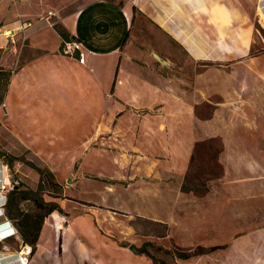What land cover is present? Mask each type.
I'll list each match as a JSON object with an SVG mask.
<instances>
[{
  "label": "crops",
  "instance_id": "crops-1",
  "mask_svg": "<svg viewBox=\"0 0 264 264\" xmlns=\"http://www.w3.org/2000/svg\"><path fill=\"white\" fill-rule=\"evenodd\" d=\"M258 6L264 12V0H259ZM135 10L159 35L158 47L151 51L131 46ZM50 11L56 15V24L78 44L76 56L61 52L63 37L55 26L38 21ZM241 12L238 0H0V27L11 29L21 22H33L29 38L22 45L15 46L0 36V65L12 71L0 106V127L16 142L11 154L26 150L42 157L56 171L49 155H71L75 168L77 156L99 157L102 150L112 151V156L106 154L104 160L114 171H99L115 173L114 178L125 182V187L121 193H114L110 185L94 184L100 195L106 192L114 199L89 198L93 204L104 207L118 201L124 208L125 203L135 205L124 210L168 224L167 238L189 250L224 246L187 259L176 257L172 264H264L263 229L250 223L258 217L251 216L249 204L255 198L249 181L214 180L200 194L183 190L191 150L200 139L197 127L194 129L202 122L197 107L212 91L220 92L225 99L235 98L234 93L240 94L243 89V77L249 82L246 69L256 75V69L249 68L255 58L250 56V38L242 31ZM166 41L173 42L191 63L203 69L195 75L188 69L184 73L175 70L172 57L162 51L166 50ZM228 66L245 69L240 74L243 77L227 74L222 78L221 72ZM218 116V111L213 112L212 120ZM72 133L77 135L74 146L68 142L74 138L70 137ZM217 134L227 140L222 128ZM38 139L45 141L47 149L53 141L64 145L57 153H45L34 143ZM228 152L230 149L225 148L219 159L224 165ZM78 180L76 176L72 185L65 186L66 198L60 201L63 213L55 211L45 219L28 264L44 263L45 257L49 264H77V255L75 262L71 254L72 250L77 254V249L80 262L92 259L95 264H114L107 257L92 258L95 255L66 208L68 203L77 206L78 198L66 191L76 181L79 184ZM5 184L0 179V188ZM2 202L0 197V205ZM93 204L89 211L99 208ZM21 209L33 212L35 206L25 200ZM91 212L85 213L92 216ZM47 228L54 238L52 245L41 242ZM16 230L5 206L0 207V264H18L17 254L3 250L4 244L20 239ZM225 230H231L228 242L190 246L181 242L193 234L222 235ZM88 231L99 232L92 227ZM116 245L127 257L122 264H157L143 254L140 245H133L139 253L130 245Z\"/></svg>",
  "mask_w": 264,
  "mask_h": 264
},
{
  "label": "rangeland",
  "instance_id": "rangeland-1",
  "mask_svg": "<svg viewBox=\"0 0 264 264\" xmlns=\"http://www.w3.org/2000/svg\"><path fill=\"white\" fill-rule=\"evenodd\" d=\"M258 1L238 0L244 21L242 31L243 34H246V37L248 36L250 38V56L255 58L251 62L252 67L249 68L256 69V75L253 77L250 71L246 69L248 73L247 79L249 78V82H247L244 79L245 77L240 75L245 72V69L242 70V68L237 67L235 69L233 66L225 67L221 72L223 75L222 78L225 79L227 74L235 78H238L239 75L243 77V89L240 90V94L234 93L237 98H233L232 96L231 99H225L220 92L212 91L209 93L208 99H204L197 107V112L202 122L195 124L194 129L197 127L200 139L196 140L193 144L191 162H189V168L184 180L186 187L183 190H194L197 194H200L201 192L207 191L208 188L205 185L214 180L238 179L249 181L253 185L250 190L253 191L255 198H252L251 200H254L249 204L252 212L251 216L252 218L258 217L257 220H250V223L253 226L263 229L264 233V12L260 10L259 6L257 9L256 4ZM135 14L137 16H135L132 36L130 37L131 46L136 49L151 51L152 47H158L159 35L155 33L153 26L136 10ZM169 44L166 41V50L162 51L164 55L172 57L175 63L173 65L175 70H182L184 73L186 72L185 69H188V72L191 71L195 75L196 71L203 69V67H197V65L191 63L184 56L182 50L178 46L176 47L173 42ZM9 60L7 59L8 63ZM254 61L256 64H254ZM0 69L10 70L1 65ZM10 79L7 82L3 72L0 70V100L6 94ZM227 84L231 87L233 86L231 82H227ZM1 105H3V101L2 103L0 101ZM218 107L221 109H217ZM215 111H218L220 116L212 120V114ZM2 115L3 113L0 112L1 119H3ZM12 125L15 126V124ZM19 127L20 125H17V128ZM190 127L192 128L193 125H190ZM219 128H222L224 131L227 137L226 141L217 134ZM18 130L21 131L22 129ZM72 136L74 138L68 140L69 144L72 146L77 145V139H75L77 135L72 133L70 137ZM114 140L121 143V140ZM43 142L45 143V141L40 139L34 141L43 150L41 152L45 153L51 152L52 150L57 153L63 147L62 145H64L62 141H53L51 142L53 146L47 149L43 145ZM15 144V141L10 140L8 130L0 127V151L3 153L2 155L0 154V179L6 182L0 188V197L2 200L5 199L7 191L15 188L19 189L17 190L18 194L14 195L16 199L19 198L21 193L38 189L40 175L26 161H31L40 167L50 169L42 161V157L30 155L26 150H19L20 154L18 155L11 154L13 151L15 152ZM102 146L105 147V144H102ZM11 147L14 148L12 149ZM116 148L119 150L122 149L119 146H116ZM225 148H229L230 152L224 156L225 162H227L224 165L219 159ZM99 153V157L102 158L77 156L75 168L72 166V161H74L75 157H71V155L56 154L47 157L56 169V171L50 170L54 173L56 182L63 186L64 194L65 186L72 185L76 176L79 179V184L76 181L75 186L68 187L66 191L69 196L78 198L77 206L68 203L66 204V208L70 212L71 217L76 219L77 229L82 231L80 232L82 235L81 238L86 241L91 253L95 255L92 258L103 259V257H107L113 259L114 264L127 262L124 251L120 250V246L118 248L117 243L125 246L132 244L137 248L140 245L141 247L139 248L148 251L154 257L157 264H172L176 260L177 256L175 255L182 251H190L187 248L176 245L175 239L167 238L169 234L168 224L155 222L154 220L125 211L130 207L133 208L135 205L125 203L128 206V208L125 206V209L122 203L118 201L104 207L94 203L99 208L89 211V206L93 204L89 198L105 200V197H107V199H114L106 192H104L103 196L100 195L99 190L93 186L110 185L112 192L121 193L126 184L125 182L116 180L114 178L115 173L106 174L99 171L112 172L115 169L109 162L104 160L105 156L110 154L112 156V151L102 150ZM12 156L21 159L13 161V168L8 164ZM45 185L48 188L50 186L47 181ZM56 191L55 188L52 192H43L42 194L47 201H57L60 203L64 198L57 197ZM238 206L234 205L235 208ZM85 212H91L93 214L89 216ZM90 227L96 228L99 232L88 231ZM48 229H46L41 242L52 245L54 238ZM230 231L225 230V234L210 236L193 234L190 237H181L183 238L181 242L186 244V246L193 245L197 242L206 245L228 242L232 238ZM261 239L264 240V234L261 236ZM24 244L25 242L20 237L19 240L9 242L7 245L9 251H13L18 256ZM34 251L35 249L33 253ZM71 254L74 255L73 259L75 262L77 255V264H95L92 259L80 262V259L78 260V249L77 254L75 250H72ZM47 260L45 257L44 263L40 261L31 264H49Z\"/></svg>",
  "mask_w": 264,
  "mask_h": 264
},
{
  "label": "trees",
  "instance_id": "trees-1",
  "mask_svg": "<svg viewBox=\"0 0 264 264\" xmlns=\"http://www.w3.org/2000/svg\"><path fill=\"white\" fill-rule=\"evenodd\" d=\"M59 34L63 37V40H69V36L66 31L58 26L55 25ZM3 72L4 78L9 81L12 75V71L0 69ZM4 97L1 98V103ZM0 154L2 155L3 153ZM14 160H21L16 156H12L11 160L8 161V164L11 168H13V161ZM32 168L36 169L40 175L39 185L37 190H28L24 193H21L19 198H14V195H17V190L13 189L7 191V201L5 204V212L8 218L13 222L16 226L20 236L22 237L25 244H29L33 247V250L36 249L39 236L45 222V219L51 215L55 211H59L63 213V208L57 201H47L44 196L43 192H52L53 189L56 188V196L59 198H66L64 195L63 186L56 182L54 173L48 169L40 167L31 161H26ZM46 181L50 184L49 188L45 185ZM186 186L183 185V188ZM25 200H31L35 206V210L33 212H25L21 209V203ZM83 203V202H82ZM157 222V221H155ZM161 223V222H159ZM224 246H211V247H204V246H197L194 250L190 251H182L181 253L175 255L179 258H190L192 256L202 255L210 252H214ZM144 254L148 257H151L154 260V257L146 251L145 249L142 250ZM155 261V260H154Z\"/></svg>",
  "mask_w": 264,
  "mask_h": 264
},
{
  "label": "built area",
  "instance_id": "built-area-1",
  "mask_svg": "<svg viewBox=\"0 0 264 264\" xmlns=\"http://www.w3.org/2000/svg\"><path fill=\"white\" fill-rule=\"evenodd\" d=\"M55 16H56L55 13L50 11L48 14L40 16L38 21H42L50 26H55L56 21L53 20ZM32 27H33L32 21L21 22L17 27L11 29L0 27V36L6 38L10 43H12L15 46H17L18 44L22 45L28 40L29 38L28 31ZM78 48H79L78 44L75 41L71 39L63 40L61 52L67 56H76V53L79 52ZM2 201L3 202L1 203L0 207L5 206L7 201V196ZM16 232H18V230H16ZM3 250L9 251L8 245L4 244ZM32 254H33V247L31 245L24 244L21 250L19 251V255L17 256L18 264H28Z\"/></svg>",
  "mask_w": 264,
  "mask_h": 264
},
{
  "label": "water",
  "instance_id": "water-1",
  "mask_svg": "<svg viewBox=\"0 0 264 264\" xmlns=\"http://www.w3.org/2000/svg\"><path fill=\"white\" fill-rule=\"evenodd\" d=\"M154 56H155L158 60H160L162 63H166V62H165L163 59H161L157 54L154 53ZM129 248H130L133 252H135V253H139V252H140V250L137 249V248H135L133 245H130Z\"/></svg>",
  "mask_w": 264,
  "mask_h": 264
}]
</instances>
